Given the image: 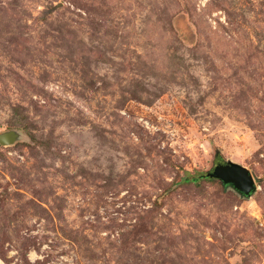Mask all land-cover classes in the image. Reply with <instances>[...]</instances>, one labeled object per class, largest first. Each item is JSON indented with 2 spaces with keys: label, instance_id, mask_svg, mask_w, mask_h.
Returning a JSON list of instances; mask_svg holds the SVG:
<instances>
[{
  "label": "rangeland",
  "instance_id": "1",
  "mask_svg": "<svg viewBox=\"0 0 264 264\" xmlns=\"http://www.w3.org/2000/svg\"><path fill=\"white\" fill-rule=\"evenodd\" d=\"M8 131L0 264H264V0H0Z\"/></svg>",
  "mask_w": 264,
  "mask_h": 264
},
{
  "label": "water",
  "instance_id": "2",
  "mask_svg": "<svg viewBox=\"0 0 264 264\" xmlns=\"http://www.w3.org/2000/svg\"><path fill=\"white\" fill-rule=\"evenodd\" d=\"M11 131L0 133V143L7 144L13 141ZM206 176L219 179L225 185H231L243 196H250L256 189L255 180L249 170L234 162L219 163Z\"/></svg>",
  "mask_w": 264,
  "mask_h": 264
},
{
  "label": "trees",
  "instance_id": "3",
  "mask_svg": "<svg viewBox=\"0 0 264 264\" xmlns=\"http://www.w3.org/2000/svg\"><path fill=\"white\" fill-rule=\"evenodd\" d=\"M202 176H206L205 174L204 175H202ZM195 180V179H194Z\"/></svg>",
  "mask_w": 264,
  "mask_h": 264
}]
</instances>
